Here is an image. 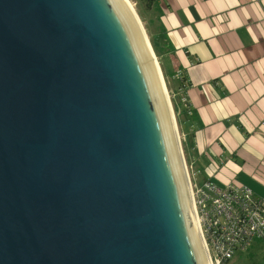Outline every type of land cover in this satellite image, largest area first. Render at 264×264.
<instances>
[{
	"label": "water",
	"instance_id": "95a60500",
	"mask_svg": "<svg viewBox=\"0 0 264 264\" xmlns=\"http://www.w3.org/2000/svg\"><path fill=\"white\" fill-rule=\"evenodd\" d=\"M0 264H204L117 0H0Z\"/></svg>",
	"mask_w": 264,
	"mask_h": 264
},
{
	"label": "crops",
	"instance_id": "0c3cea01",
	"mask_svg": "<svg viewBox=\"0 0 264 264\" xmlns=\"http://www.w3.org/2000/svg\"><path fill=\"white\" fill-rule=\"evenodd\" d=\"M155 12L201 181L264 200V0H156Z\"/></svg>",
	"mask_w": 264,
	"mask_h": 264
},
{
	"label": "built area",
	"instance_id": "2783aa9c",
	"mask_svg": "<svg viewBox=\"0 0 264 264\" xmlns=\"http://www.w3.org/2000/svg\"><path fill=\"white\" fill-rule=\"evenodd\" d=\"M210 164L219 169L215 161ZM191 196L211 264H227L253 244L264 241V200L237 182L217 184L212 177L196 182Z\"/></svg>",
	"mask_w": 264,
	"mask_h": 264
},
{
	"label": "rangeland",
	"instance_id": "374dc122",
	"mask_svg": "<svg viewBox=\"0 0 264 264\" xmlns=\"http://www.w3.org/2000/svg\"><path fill=\"white\" fill-rule=\"evenodd\" d=\"M133 6L138 18L142 24L151 48L156 56L159 68L161 70L164 84L168 93L169 101L172 107V112L177 128L178 140L180 144V149L183 155L186 171L188 172L189 179L191 174H193L196 182H200L203 174L200 169H197L196 163L192 159V150L190 147V131L185 124V105L181 96V79L178 78L176 73H171L169 67V60L166 57V53L162 46L164 42L160 37V28L157 23V14L155 12V7L148 8V6L142 0H129ZM258 244V243H257ZM248 249L245 253L237 255L227 264H258L262 262L264 258V246L260 249H255L252 252Z\"/></svg>",
	"mask_w": 264,
	"mask_h": 264
},
{
	"label": "bare ground",
	"instance_id": "6f19581e",
	"mask_svg": "<svg viewBox=\"0 0 264 264\" xmlns=\"http://www.w3.org/2000/svg\"><path fill=\"white\" fill-rule=\"evenodd\" d=\"M123 9L125 15L127 16L129 22L131 23L135 34L140 42V45L143 49L144 55L150 67V71L155 83V87L158 93L159 100L164 110V114L172 135L174 150H175V160L178 168V173L183 188L184 196L186 199L188 212L191 220V224L201 251L202 259L204 264H211L208 252L206 250L204 241L201 236V231L199 228L198 221L196 219L195 209L193 206V199L191 196V186L188 172L186 171L183 155L180 149V144L178 140L177 128L172 112V107L169 101L168 93L164 84L163 76L159 68L156 56L151 48V45L148 41V38L145 34V31L142 27V24L136 14L133 6L129 0H117Z\"/></svg>",
	"mask_w": 264,
	"mask_h": 264
},
{
	"label": "trees",
	"instance_id": "16d2710c",
	"mask_svg": "<svg viewBox=\"0 0 264 264\" xmlns=\"http://www.w3.org/2000/svg\"><path fill=\"white\" fill-rule=\"evenodd\" d=\"M142 1L148 6V8L155 7V1L156 0H142ZM160 32H161V30H160ZM162 49H164V52L166 53V51H165L166 47L164 45L162 46ZM262 246H264V242H261V243H258V244L255 243L249 249L251 250V253H252V252H255V249H260ZM258 264H264V258L262 259V262H260V263L258 262Z\"/></svg>",
	"mask_w": 264,
	"mask_h": 264
}]
</instances>
